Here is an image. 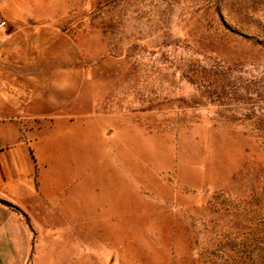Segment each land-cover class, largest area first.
Masks as SVG:
<instances>
[{"label":"rangeland","instance_id":"obj_1","mask_svg":"<svg viewBox=\"0 0 264 264\" xmlns=\"http://www.w3.org/2000/svg\"><path fill=\"white\" fill-rule=\"evenodd\" d=\"M1 3L63 30L101 128L28 264H264V0Z\"/></svg>","mask_w":264,"mask_h":264},{"label":"crops","instance_id":"obj_2","mask_svg":"<svg viewBox=\"0 0 264 264\" xmlns=\"http://www.w3.org/2000/svg\"><path fill=\"white\" fill-rule=\"evenodd\" d=\"M14 6L0 4V262L28 264L36 220L63 211V196L77 202L82 171L72 165L84 162L101 128L77 110L87 78L73 45L65 52L67 35Z\"/></svg>","mask_w":264,"mask_h":264},{"label":"trees","instance_id":"obj_3","mask_svg":"<svg viewBox=\"0 0 264 264\" xmlns=\"http://www.w3.org/2000/svg\"><path fill=\"white\" fill-rule=\"evenodd\" d=\"M7 205H10V204H8L7 203ZM11 207H13V209H15V210H17V211H19L20 212V209H18L17 207H15V206H12V205H10Z\"/></svg>","mask_w":264,"mask_h":264},{"label":"bare ground","instance_id":"obj_4","mask_svg":"<svg viewBox=\"0 0 264 264\" xmlns=\"http://www.w3.org/2000/svg\"><path fill=\"white\" fill-rule=\"evenodd\" d=\"M73 259H74V258H73ZM71 261H72V260H71ZM63 262H64V261H63ZM64 263H65V262H64ZM66 263H67V262H66ZM66 263H65V264H66Z\"/></svg>","mask_w":264,"mask_h":264}]
</instances>
